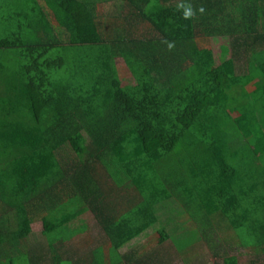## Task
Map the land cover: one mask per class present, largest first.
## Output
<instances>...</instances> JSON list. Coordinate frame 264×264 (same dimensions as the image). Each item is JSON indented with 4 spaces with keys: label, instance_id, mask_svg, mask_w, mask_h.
<instances>
[{
    "label": "trees",
    "instance_id": "trees-1",
    "mask_svg": "<svg viewBox=\"0 0 264 264\" xmlns=\"http://www.w3.org/2000/svg\"><path fill=\"white\" fill-rule=\"evenodd\" d=\"M19 1L0 41L24 61L0 101V264H77L29 236L83 230L84 212L116 251L155 236L115 263L148 264L185 224L159 217L170 199L213 263L264 264V0ZM65 45L102 58L70 71Z\"/></svg>",
    "mask_w": 264,
    "mask_h": 264
},
{
    "label": "rangeland",
    "instance_id": "rangeland-1",
    "mask_svg": "<svg viewBox=\"0 0 264 264\" xmlns=\"http://www.w3.org/2000/svg\"><path fill=\"white\" fill-rule=\"evenodd\" d=\"M20 2L19 0H0V4L3 3L4 6L0 7V41L4 40L7 35H10L11 32L14 31L13 23L16 21V18H11V16L18 12L16 2ZM22 2V0H21ZM8 5H7V4ZM30 3V2H29ZM114 9L110 7V5L103 6L102 8H98L97 13L100 14H108L111 13ZM10 17V18H9ZM54 23V22H53ZM55 24V23H54ZM63 32V31H62ZM64 39V38H63ZM219 40L216 38L212 41L213 47L217 49L219 44ZM78 52V46L73 45H65L62 49L55 48V51L52 54H63V59L67 62L66 68L68 70H74L78 65L87 66L88 64L92 66L95 61H99L102 57H98L96 53L94 54L87 47L83 50L80 49ZM20 48L8 47V48H0V101H4V92L6 91L7 84L12 83V85L17 82V70L21 69L20 66L24 64L20 58L11 51H17ZM89 50V52H88ZM86 51L88 53H86ZM115 68L118 76L126 77L129 74L127 66L124 64L123 60L118 58L115 61ZM67 72V71H65ZM75 72L76 69H75ZM84 73V72H83ZM59 76V72H57V77ZM85 76V74H84ZM89 81L88 83H90ZM7 83V84H6ZM12 85H9L11 87ZM6 97L13 101L15 100V95L6 93ZM153 100V98H151ZM151 100V101H152ZM25 123H29V120L25 118ZM190 156H186V160L189 159ZM182 158V155H181ZM181 170V168H179ZM184 174L188 173L187 168H184ZM156 211L159 214V217L164 219L166 216H174L178 221H186L185 228L189 230L187 233L186 230H182L177 239L173 235V237L169 238L168 241L163 243L162 249L172 251L173 254H169V260L166 258L159 261V264H221L220 262L213 263L211 258V251L207 247V245L199 238L198 235L194 232L195 225L188 220L187 216L181 209L180 205L173 200H169L167 202H162L156 207ZM83 221V230L78 231L77 229H66L55 231L54 233L43 236L40 233L41 223L39 220H35L31 225L32 233L29 236V242L31 245L35 247L44 246L45 250L47 249V244H53L59 248V251L56 255L65 258L66 256L72 257V260L77 264H115L120 260L119 252L114 250L111 244L106 240L104 234L98 227L95 225L93 217L89 212H84L80 218ZM174 219L171 217L170 221ZM180 224L182 222H179ZM173 226L177 225V222L172 224ZM80 226V225H79ZM95 226V227H94ZM184 227V226H183ZM103 234V237H102ZM189 235H194L189 241L187 237ZM179 238V240H178ZM157 238L154 236L147 237L146 235H142L136 242H140V246H144L145 244H153L156 242ZM183 242L185 244H183ZM138 244V243H137ZM176 247V248H174ZM128 249V248H127ZM121 251L120 253H126L128 250ZM141 249H146V247ZM46 252V255H52L48 250L43 251ZM234 253V251L232 252ZM157 263V264H158Z\"/></svg>",
    "mask_w": 264,
    "mask_h": 264
},
{
    "label": "crops",
    "instance_id": "crops-1",
    "mask_svg": "<svg viewBox=\"0 0 264 264\" xmlns=\"http://www.w3.org/2000/svg\"><path fill=\"white\" fill-rule=\"evenodd\" d=\"M51 20H52V18H51ZM170 200H173V201H175L174 199H170ZM167 201H169V200H167ZM167 201H164V202H167ZM176 202V201H175ZM177 203V202H176ZM188 218V217H187ZM188 220H189V218H188ZM181 222H184L185 224H186V221H181ZM185 224L184 225H182V227H181V230H179V233H178V237H179V235L182 233V230H186L187 232H188V234H190L189 233V230L188 229H186L185 228ZM184 226V227H183ZM95 227V226H94ZM78 231H82L81 229H77ZM57 231V230H56ZM194 232L196 233V235H197V232L194 230ZM54 233V232H53ZM52 234V233H51ZM142 235H145V234H142ZM141 235V236H142ZM141 236H139L138 238H136V239H134V240H132L131 242H129L128 243V246H126L125 248H123V249H121V250H119L120 252L121 251H124V250H126L127 248V250H129V249H133L134 247L136 248V247H139L140 245H141V243L140 242H136L137 241V239H139ZM102 237H103V234H102ZM171 237H173V236H171ZM170 237V238H171ZM175 237H177V235L175 236ZM191 237H194V235H189L188 237H187V240L188 239H191ZM138 243V244H137ZM148 244V243H147ZM183 244H185V243H183ZM150 245V244H149ZM174 248H176V247H174ZM177 249V248H176ZM118 251V252H119ZM160 251H161V257H159V258H153V259H151V257L147 260V263L148 264H157L159 261H161V260H163V259H165L166 258V260L168 259H170V258H168L169 257V254L171 253V254H173L172 253V251H168V250H164V252H163V249H162V246L160 247ZM119 252V254H123V253H120ZM159 264V263H158Z\"/></svg>",
    "mask_w": 264,
    "mask_h": 264
},
{
    "label": "clouds",
    "instance_id": "clouds-1",
    "mask_svg": "<svg viewBox=\"0 0 264 264\" xmlns=\"http://www.w3.org/2000/svg\"><path fill=\"white\" fill-rule=\"evenodd\" d=\"M202 11V9H201ZM192 14V11L190 8H185L184 12H183V15L185 18L189 17L190 15Z\"/></svg>",
    "mask_w": 264,
    "mask_h": 264
}]
</instances>
